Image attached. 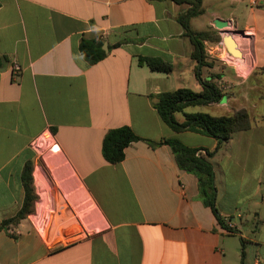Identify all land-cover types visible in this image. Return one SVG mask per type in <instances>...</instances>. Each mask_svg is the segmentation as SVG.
<instances>
[{"label": "crops", "instance_id": "obj_1", "mask_svg": "<svg viewBox=\"0 0 264 264\" xmlns=\"http://www.w3.org/2000/svg\"><path fill=\"white\" fill-rule=\"evenodd\" d=\"M188 7L173 0H0V224L24 204L29 161L37 195L27 217L0 229V264H264V118L217 149L215 137L174 131L154 106L161 92L201 90L198 73L211 79L177 19ZM203 7L193 29L229 21L227 30L249 34L264 65V0H204ZM83 38L102 39L107 56L90 64ZM140 55L161 57L174 70L152 71ZM231 102L227 95L189 113H232ZM123 125L143 139L111 163L103 140ZM44 136L54 141L48 159L32 146ZM169 138L217 149L211 160L225 226L171 146L147 141Z\"/></svg>", "mask_w": 264, "mask_h": 264}, {"label": "trees", "instance_id": "obj_2", "mask_svg": "<svg viewBox=\"0 0 264 264\" xmlns=\"http://www.w3.org/2000/svg\"><path fill=\"white\" fill-rule=\"evenodd\" d=\"M180 5H189L188 8L179 13L177 19L184 29V34L189 37L193 44L192 58L199 63V67H213L214 63L209 61L206 53L205 41L219 42L222 36L217 31L195 30L191 25L192 18L204 13V0H173ZM117 43L115 46H118ZM104 41L96 38H83L81 52L90 64H95L107 56L104 49ZM141 65L148 66L152 71L171 73L174 65L161 57L138 56ZM0 55V67L2 66ZM264 66V65H263ZM264 68V67H263ZM199 81L202 84L201 90L189 87H181L172 91H165L158 94L154 106L161 118L176 132L193 131L200 134L212 136L218 139L220 148L228 142L234 133L250 129L254 122L261 117H254L247 108L234 109L232 113L213 115L208 112L189 113L186 109L190 106H206L212 103L221 102L227 92L218 84L216 78H221V73H212L211 79H203L198 73ZM183 113L184 120H179L176 114ZM134 129L129 125L110 129L103 140V154L107 161L118 163L125 159L126 149L132 143L142 140ZM146 140V139H145ZM153 146L165 143L169 144L175 153L179 167L185 171L194 173L200 181L201 193L206 205L210 206L219 221L224 226L225 221L219 214L217 207V188L215 184V169L211 158L217 149L210 150L201 147H192L180 139L169 138L160 141L148 139ZM33 162L26 163L22 180L25 187V200L19 212L0 224V229L19 223L30 213L33 203L37 198L33 185Z\"/></svg>", "mask_w": 264, "mask_h": 264}, {"label": "rangeland", "instance_id": "obj_3", "mask_svg": "<svg viewBox=\"0 0 264 264\" xmlns=\"http://www.w3.org/2000/svg\"><path fill=\"white\" fill-rule=\"evenodd\" d=\"M208 30L217 31L223 36L216 27ZM234 36L243 49V58L233 56L237 61L227 60V62L222 58H226L227 55L221 45L223 38L219 42L207 40L205 41L206 53L209 55V61L214 63L213 67L207 68L211 69V74H222L221 78H216L215 80L227 92L228 96L231 97L233 111L234 109L247 108L254 117L259 118L264 112V66L254 53L253 42L249 38V34L242 35L235 33ZM239 62H241L240 67L243 69L237 67ZM187 111L191 112V107ZM206 111L214 114L212 109L206 108ZM176 115L184 118L183 113ZM53 142V139L44 136L39 140L41 148H33L36 151L39 150L42 156L44 155L48 159V152L51 149L50 145Z\"/></svg>", "mask_w": 264, "mask_h": 264}, {"label": "water", "instance_id": "obj_4", "mask_svg": "<svg viewBox=\"0 0 264 264\" xmlns=\"http://www.w3.org/2000/svg\"><path fill=\"white\" fill-rule=\"evenodd\" d=\"M231 23L227 20H215V27L219 30H226V32L223 35V43L225 45V48L227 51L234 57L243 58L244 52L240 46V43L234 36V33L230 30H227L230 27ZM104 49L106 51H109V48L107 44H104Z\"/></svg>", "mask_w": 264, "mask_h": 264}, {"label": "built area", "instance_id": "obj_5", "mask_svg": "<svg viewBox=\"0 0 264 264\" xmlns=\"http://www.w3.org/2000/svg\"><path fill=\"white\" fill-rule=\"evenodd\" d=\"M253 4H256V0H253ZM221 45L223 46V48H224V50H225V53L227 54L226 55V58L225 57H222V58H224V60H232V61H236L235 60V58L227 51V49L225 48V45H224V43H223V41L221 42ZM228 62V61H227ZM13 70L15 71V72H19V71H21V66L19 65V64H15L14 65V67H13ZM46 138H51L50 136H47ZM40 139H42V138H40ZM40 139H36L35 141H33V143H32V146L34 147V148H41L40 146H39V140ZM230 226V228H232L233 227V224H230L229 225ZM231 230V229H230Z\"/></svg>", "mask_w": 264, "mask_h": 264}, {"label": "bare ground", "instance_id": "obj_6", "mask_svg": "<svg viewBox=\"0 0 264 264\" xmlns=\"http://www.w3.org/2000/svg\"><path fill=\"white\" fill-rule=\"evenodd\" d=\"M236 61H237V59H236Z\"/></svg>", "mask_w": 264, "mask_h": 264}]
</instances>
